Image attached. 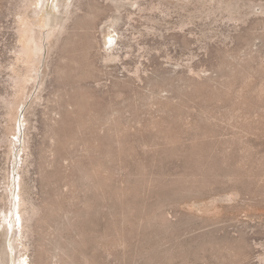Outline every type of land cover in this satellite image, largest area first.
Here are the masks:
<instances>
[{"label": "rangeland", "instance_id": "obj_1", "mask_svg": "<svg viewBox=\"0 0 264 264\" xmlns=\"http://www.w3.org/2000/svg\"><path fill=\"white\" fill-rule=\"evenodd\" d=\"M26 4L0 0V264H264V0Z\"/></svg>", "mask_w": 264, "mask_h": 264}, {"label": "bare ground", "instance_id": "obj_2", "mask_svg": "<svg viewBox=\"0 0 264 264\" xmlns=\"http://www.w3.org/2000/svg\"><path fill=\"white\" fill-rule=\"evenodd\" d=\"M47 0H26V8H31V7H35V8H39V7H43L44 5H45V2H46ZM60 2H61V4H62V6H64L65 7V5H66V1L67 0H59ZM25 8V9H26ZM104 33V32H103ZM107 33V32H106ZM45 39V38H44ZM113 39V38H112ZM109 40V39H108ZM115 41V40H114ZM108 42V41H107ZM47 44V43H46ZM25 48V47H24ZM28 50V49H27ZM21 52V51H20ZM19 54V53H18ZM18 81V80H17ZM20 84V83H19ZM20 141V140H19ZM14 145V144H13ZM16 148V147H15ZM15 178V177H14ZM21 195V194H20ZM20 195H19V197H20ZM18 197V196H17ZM20 200L22 201H20L19 202V204H22L23 202H24V200H23V198L21 199L20 198ZM14 201V200H13ZM16 202V201H15ZM15 204V203H14ZM18 204V203H17ZM17 207V206H16ZM16 207H15V209H16ZM16 212V211H15ZM10 217V216H9ZM19 218L22 220V222H24V220H25V217H24V215L23 214H21V213H19ZM27 218V217H26ZM15 220V219H14ZM18 226V225H17ZM17 229V228H16ZM21 230V229H20ZM24 231V230H23ZM15 232V231H14Z\"/></svg>", "mask_w": 264, "mask_h": 264}]
</instances>
